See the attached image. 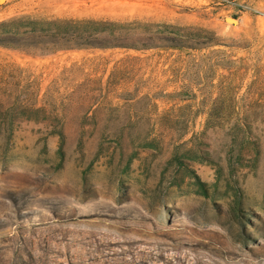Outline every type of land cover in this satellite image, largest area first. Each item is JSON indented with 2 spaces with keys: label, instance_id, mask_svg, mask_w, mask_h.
I'll list each match as a JSON object with an SVG mask.
<instances>
[{
  "label": "rangeland",
  "instance_id": "374dc122",
  "mask_svg": "<svg viewBox=\"0 0 264 264\" xmlns=\"http://www.w3.org/2000/svg\"><path fill=\"white\" fill-rule=\"evenodd\" d=\"M27 17L135 47L0 46V264H264V0L0 1Z\"/></svg>",
  "mask_w": 264,
  "mask_h": 264
},
{
  "label": "trees",
  "instance_id": "16d2710c",
  "mask_svg": "<svg viewBox=\"0 0 264 264\" xmlns=\"http://www.w3.org/2000/svg\"><path fill=\"white\" fill-rule=\"evenodd\" d=\"M22 19L0 22V46L7 48L45 47L49 50H72L82 48H134L115 35L117 23L103 19H32L19 26ZM159 40L169 43L170 47H187L185 39L178 36H162ZM58 153L62 154L64 134L58 132ZM174 158V156H173ZM190 171V170H189ZM192 173L205 194V185Z\"/></svg>",
  "mask_w": 264,
  "mask_h": 264
},
{
  "label": "water",
  "instance_id": "95a60500",
  "mask_svg": "<svg viewBox=\"0 0 264 264\" xmlns=\"http://www.w3.org/2000/svg\"><path fill=\"white\" fill-rule=\"evenodd\" d=\"M0 1H1V0H0ZM230 21H231V22H235V20H234V19H230Z\"/></svg>",
  "mask_w": 264,
  "mask_h": 264
}]
</instances>
